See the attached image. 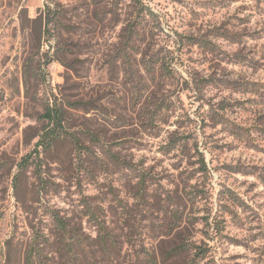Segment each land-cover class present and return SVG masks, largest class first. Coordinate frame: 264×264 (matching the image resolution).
<instances>
[{"label":"rangeland","instance_id":"obj_1","mask_svg":"<svg viewBox=\"0 0 264 264\" xmlns=\"http://www.w3.org/2000/svg\"><path fill=\"white\" fill-rule=\"evenodd\" d=\"M31 249L264 264V0H0V264Z\"/></svg>","mask_w":264,"mask_h":264},{"label":"trees","instance_id":"obj_2","mask_svg":"<svg viewBox=\"0 0 264 264\" xmlns=\"http://www.w3.org/2000/svg\"><path fill=\"white\" fill-rule=\"evenodd\" d=\"M50 23H51L50 20H48V24ZM44 118L46 122L49 124V126L42 140L39 142L38 147L43 146L48 148L51 147L61 137V133L63 131L64 112L63 110L59 109L57 104L54 106H49L46 110V113L44 114ZM60 227L62 230L66 229V225L61 223V221H60ZM38 253L39 252H35L34 249H31L28 252L26 258V264H35L37 258L36 255H38ZM40 263L43 264L42 261Z\"/></svg>","mask_w":264,"mask_h":264}]
</instances>
